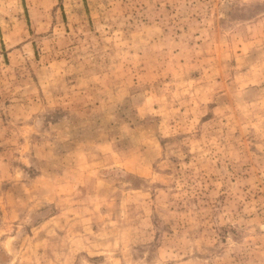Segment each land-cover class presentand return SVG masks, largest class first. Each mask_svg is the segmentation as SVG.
Wrapping results in <instances>:
<instances>
[{"label": "rangeland", "instance_id": "374dc122", "mask_svg": "<svg viewBox=\"0 0 264 264\" xmlns=\"http://www.w3.org/2000/svg\"><path fill=\"white\" fill-rule=\"evenodd\" d=\"M0 264H264V0H0Z\"/></svg>", "mask_w": 264, "mask_h": 264}]
</instances>
